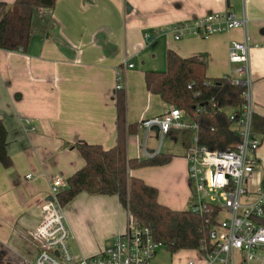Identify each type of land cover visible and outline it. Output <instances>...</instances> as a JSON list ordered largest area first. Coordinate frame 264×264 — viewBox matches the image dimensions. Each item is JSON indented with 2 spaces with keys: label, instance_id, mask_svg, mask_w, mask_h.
Segmentation results:
<instances>
[{
  "label": "crops",
  "instance_id": "obj_1",
  "mask_svg": "<svg viewBox=\"0 0 264 264\" xmlns=\"http://www.w3.org/2000/svg\"><path fill=\"white\" fill-rule=\"evenodd\" d=\"M0 2L11 5L15 0ZM243 11L252 46L254 117L264 120V0H58L53 9L34 13L27 50H0V116L13 163L9 169L0 165V264L35 261L38 249L19 222L48 200L54 179L66 182L84 166L72 147L85 143L109 150L116 145L117 70L125 71L127 125L161 116L170 108L145 85V71H163L151 59L158 45L165 56L173 50L182 58L197 57L206 65L208 78L221 79L233 71V78L243 79L234 72L238 65L229 61L231 42L243 41V30L180 41L160 33L213 13L241 19ZM25 119L33 122V132L24 128ZM142 132L127 139L129 159H145L143 148L149 154L158 152L159 134L151 131L144 146ZM191 135L171 130L159 152L172 155L171 162L130 172L156 187L159 203L172 210L188 209ZM258 135L255 186L264 184V132ZM68 206L73 236L69 246L73 244L82 259L97 256L126 228L128 214L115 196L81 193Z\"/></svg>",
  "mask_w": 264,
  "mask_h": 264
},
{
  "label": "built area",
  "instance_id": "obj_2",
  "mask_svg": "<svg viewBox=\"0 0 264 264\" xmlns=\"http://www.w3.org/2000/svg\"><path fill=\"white\" fill-rule=\"evenodd\" d=\"M234 29L243 30L244 40L231 42L229 61L238 65L234 72L244 78H233L232 71L224 79L245 89L240 114L229 113L238 136L234 146L227 151H211L199 146L196 124L175 107H170L161 116L142 121L140 126L144 132V146L151 131L159 130L158 152L149 154L143 148L145 159L159 154L163 138L171 130L192 133L187 156L188 209L194 215H208V218L205 220L207 233L202 248L191 250L198 259L187 264H264V184H252L255 153L261 140L253 129L254 107L249 73L252 46L246 12L243 11L241 19L229 13H213L169 26L160 33L170 34L175 41H180L190 36L208 39ZM128 68H133V65H128ZM124 74L122 68L117 70L118 91L125 89ZM32 123L25 119L23 126L33 132ZM65 187L63 179H54L49 192L52 200L45 201L30 217L19 222L28 241L38 249L33 264H152L157 249L164 244L157 242L151 231L132 220L128 213L126 228L112 239L106 249L95 257L75 261L69 249L72 231L66 209L59 199Z\"/></svg>",
  "mask_w": 264,
  "mask_h": 264
},
{
  "label": "trees",
  "instance_id": "obj_3",
  "mask_svg": "<svg viewBox=\"0 0 264 264\" xmlns=\"http://www.w3.org/2000/svg\"><path fill=\"white\" fill-rule=\"evenodd\" d=\"M58 0H15L0 2V50L26 51L31 43L32 19L37 10L53 9ZM166 70L145 71L147 91L159 96L164 104L175 107L197 126L198 145L211 151H227L238 141L229 113L239 115L245 89L230 81L207 77L206 65L197 57L182 58L175 51L166 53ZM117 141L106 150L102 146L78 143L73 146L85 164L66 180L59 199L66 208L78 195L115 196L131 219L148 228L157 242L173 251L202 248L207 233L205 220L189 209L172 210L159 203L156 187L130 172L148 167H162L171 162L170 154L147 159H129L127 139L140 130L141 123L127 125L126 94L117 95ZM257 134L264 132V120H253ZM8 130L0 116V165L13 163L8 151ZM264 225V220H263Z\"/></svg>",
  "mask_w": 264,
  "mask_h": 264
},
{
  "label": "rangeland",
  "instance_id": "obj_4",
  "mask_svg": "<svg viewBox=\"0 0 264 264\" xmlns=\"http://www.w3.org/2000/svg\"><path fill=\"white\" fill-rule=\"evenodd\" d=\"M151 59L153 61L154 66L160 68L161 66L164 70H166V56H165V50H161L159 45L156 46L154 49L151 50ZM211 78V77H210ZM214 78V77H212ZM234 127V125H233ZM144 132H142V138L141 141H143ZM152 137V134L151 136ZM264 186V185H263ZM189 206V202H188ZM69 206L66 207V215H67V221L71 229V221L69 218L68 213ZM71 253L74 257L75 261H80L82 258L80 257L79 253L76 251L73 244L70 243L69 246ZM156 256L154 257L152 264H187L189 261H197L198 255L194 253L191 250H182V251H173L168 246H162L157 249Z\"/></svg>",
  "mask_w": 264,
  "mask_h": 264
},
{
  "label": "water",
  "instance_id": "obj_5",
  "mask_svg": "<svg viewBox=\"0 0 264 264\" xmlns=\"http://www.w3.org/2000/svg\"><path fill=\"white\" fill-rule=\"evenodd\" d=\"M126 9H127V12H130L131 11V7L129 5H127ZM152 39H153V36L150 37L149 41H151ZM154 131L157 132V133L159 132L158 129H154ZM48 200H52V199L51 198H48Z\"/></svg>",
  "mask_w": 264,
  "mask_h": 264
}]
</instances>
